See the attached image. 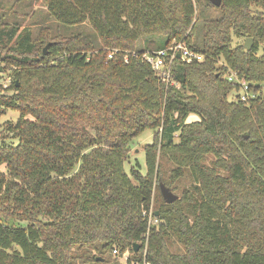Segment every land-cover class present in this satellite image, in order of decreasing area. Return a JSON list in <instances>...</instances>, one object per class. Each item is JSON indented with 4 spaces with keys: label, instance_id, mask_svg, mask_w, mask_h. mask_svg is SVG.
I'll list each match as a JSON object with an SVG mask.
<instances>
[{
    "label": "trees",
    "instance_id": "trees-1",
    "mask_svg": "<svg viewBox=\"0 0 264 264\" xmlns=\"http://www.w3.org/2000/svg\"><path fill=\"white\" fill-rule=\"evenodd\" d=\"M44 2L92 33L35 38L0 21V64L14 71L0 118L20 113L0 121V264H120L106 257L118 249L127 264H264V0H222L217 17L194 0ZM180 41L205 58H175L168 83L140 55ZM229 71L255 97L229 100ZM147 129V172L128 173ZM160 182L179 198L167 203Z\"/></svg>",
    "mask_w": 264,
    "mask_h": 264
},
{
    "label": "rangeland",
    "instance_id": "rangeland-1",
    "mask_svg": "<svg viewBox=\"0 0 264 264\" xmlns=\"http://www.w3.org/2000/svg\"><path fill=\"white\" fill-rule=\"evenodd\" d=\"M198 9L202 12H206L209 17H217L220 15V10L217 8L215 4L211 2V0H194ZM254 10L258 11L261 9L260 7L255 6ZM0 21L8 22V23H20L22 27L28 26L33 32L35 38H38L42 32V29L46 27H50L51 33L53 35H57L61 33L63 35L77 34L81 30L86 32L87 34L92 33V30L88 24L83 26H63L59 22H57L54 18L50 17V14L47 11V6L44 0H0ZM235 40H238L245 44L247 38H237L235 36ZM145 39H141L137 43L139 45H144ZM150 47L152 49H156L154 42L150 43ZM253 46V45H252ZM46 47V46H45ZM44 47V48H45ZM258 56H264V45H261L259 50L257 51ZM0 85L3 88L10 86L13 77L14 71L9 69V67L5 63L0 64ZM241 91L235 90L230 93L229 100H233V98L240 93ZM5 93V92H4ZM11 92H7L9 94ZM20 113L16 110H7L6 114L0 118L1 123L12 122L16 123L19 119ZM194 117V116H193ZM191 115L188 118V121H192ZM154 131L151 129L145 130L141 133L131 144L132 150L129 156L128 161L125 164V168L128 173H130L131 169L137 168L143 174H146V157L144 146L146 144H151L154 141ZM178 141V139H176ZM170 165V164H169ZM2 170H6L5 166H1ZM191 179L186 177L180 183V189L189 185ZM176 190L174 193L180 194L181 190ZM150 222L155 223L156 221L150 218ZM176 248V247H174ZM98 257H103V255H98ZM109 260L113 262H118L120 264H127L128 260L133 259V252L131 250H127L125 252H121L118 249V253L112 252L108 253L107 256Z\"/></svg>",
    "mask_w": 264,
    "mask_h": 264
},
{
    "label": "built area",
    "instance_id": "built-area-1",
    "mask_svg": "<svg viewBox=\"0 0 264 264\" xmlns=\"http://www.w3.org/2000/svg\"><path fill=\"white\" fill-rule=\"evenodd\" d=\"M109 57H113V54H110ZM142 61L149 63L152 68L157 72V74L166 82L172 81V65L175 58H181L186 62L193 61H203L205 56L204 54L192 49L184 41L174 42L169 47L154 50L146 51L140 55ZM126 62L129 60V56H125ZM227 78L234 85L240 86V93L237 94V97L242 101H248L251 97H255V93L251 90L250 84L241 79L235 71H229L227 73ZM239 92V91H238ZM114 253H118V250H114Z\"/></svg>",
    "mask_w": 264,
    "mask_h": 264
},
{
    "label": "water",
    "instance_id": "water-1",
    "mask_svg": "<svg viewBox=\"0 0 264 264\" xmlns=\"http://www.w3.org/2000/svg\"><path fill=\"white\" fill-rule=\"evenodd\" d=\"M221 1H222V0H211V2H212L213 4H215L216 6H220V5H221ZM253 42H254V39H253L252 37H248L247 40H246V42H245V44H244V47H245L247 50H250V49L252 48ZM48 46H49V44L46 45V47L44 48V51H45V52L47 51ZM0 71H1V68H0ZM159 185H160L161 193H162V195H163V197H164V199H165V201H166L167 203H172V202L176 201V200L179 198V195L176 194V193H174V192L171 190V188L168 187L165 183L160 182ZM155 214L158 215V214H159V211H156ZM140 246H141L140 243L135 242V243L133 244L134 251H135V252H138L139 249H140ZM97 259H98V260H104L103 257H97Z\"/></svg>",
    "mask_w": 264,
    "mask_h": 264
},
{
    "label": "crops",
    "instance_id": "crops-1",
    "mask_svg": "<svg viewBox=\"0 0 264 264\" xmlns=\"http://www.w3.org/2000/svg\"><path fill=\"white\" fill-rule=\"evenodd\" d=\"M193 116H194V117H193ZM191 117H192V118H195V119H192V121L199 120V116H197V115H195V114L191 115Z\"/></svg>",
    "mask_w": 264,
    "mask_h": 264
}]
</instances>
